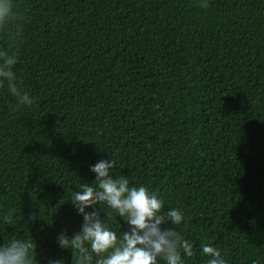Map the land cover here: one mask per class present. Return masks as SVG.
I'll list each match as a JSON object with an SVG mask.
<instances>
[{
    "label": "trees",
    "instance_id": "1",
    "mask_svg": "<svg viewBox=\"0 0 264 264\" xmlns=\"http://www.w3.org/2000/svg\"><path fill=\"white\" fill-rule=\"evenodd\" d=\"M13 4V71L34 101L0 83V245L15 236L34 264H76L57 243L83 222L69 197L113 159L112 175L182 211L161 228L193 243L185 264H207L201 244L264 264V0Z\"/></svg>",
    "mask_w": 264,
    "mask_h": 264
},
{
    "label": "clouds",
    "instance_id": "2",
    "mask_svg": "<svg viewBox=\"0 0 264 264\" xmlns=\"http://www.w3.org/2000/svg\"><path fill=\"white\" fill-rule=\"evenodd\" d=\"M206 6V0H201ZM15 16L13 0H0V83L7 82L8 92L24 105H31L34 97L17 85L13 66L16 56L9 48L15 34L10 24ZM115 161L99 159L90 165L95 174V184H79L72 191L70 200L82 215L79 231L69 237L65 233L57 236L61 248L75 253L76 264H185L195 255L193 243L182 237L176 228H161L170 221L179 226L184 221L182 211L176 207L162 210L163 199L144 185L130 184L124 175L111 174ZM99 206V208L94 206ZM91 207V211H86ZM105 216L114 213L128 225V229L117 232L105 222ZM11 223V217H5ZM201 255L208 257L207 264H228L220 250L210 244H201ZM0 264H34L33 243L26 239L11 237L0 245ZM253 264H257L253 261Z\"/></svg>",
    "mask_w": 264,
    "mask_h": 264
}]
</instances>
